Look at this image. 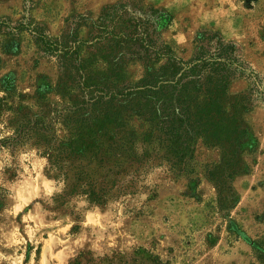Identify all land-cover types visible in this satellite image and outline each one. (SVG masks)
Returning a JSON list of instances; mask_svg holds the SVG:
<instances>
[{
  "label": "rangeland",
  "instance_id": "rangeland-1",
  "mask_svg": "<svg viewBox=\"0 0 264 264\" xmlns=\"http://www.w3.org/2000/svg\"><path fill=\"white\" fill-rule=\"evenodd\" d=\"M121 1L127 0H0V106L7 105L0 107V140H8L0 151L4 189L0 264H69L85 251L103 255L140 247L163 264H259L248 241L264 235V102L254 96L240 119L257 145L241 156L246 170L230 182L236 199L227 210L218 205L216 188L206 173L219 163L220 152L201 140L182 176L171 178L163 167L147 170L134 194L103 207L76 197L61 211L54 209L51 198L62 185L47 175L41 150L31 141L14 145L10 123L17 117L34 123L40 117L56 121L47 131L63 139L81 129L61 123L87 116L91 107L105 113L106 107L97 110L96 101L104 94L96 89L59 85L56 61L43 55L28 32L9 24L23 22L28 12L33 27L56 39L67 20L81 15L86 25L79 36L85 39L87 20H97L104 7ZM136 1L145 9L170 14L162 39L178 57H192L199 33H217L237 46L242 59L264 81V0ZM142 72L139 64L129 65L124 79L136 82ZM250 88L246 78L238 77L229 86V98L249 93ZM20 106L24 109L16 114L13 109ZM131 121L139 125L136 119Z\"/></svg>",
  "mask_w": 264,
  "mask_h": 264
},
{
  "label": "trees",
  "instance_id": "trees-1",
  "mask_svg": "<svg viewBox=\"0 0 264 264\" xmlns=\"http://www.w3.org/2000/svg\"><path fill=\"white\" fill-rule=\"evenodd\" d=\"M87 21L85 39L79 36V29L86 25L81 15L67 20L56 39L33 27L28 12L23 22L14 27L9 24L11 29L28 32L43 55L56 61L59 85L104 94L96 105L97 110L104 105L106 112L91 107L87 116L61 123L81 129L68 132L63 139L47 131L53 130V120L40 117L34 123L17 117L16 123H10L14 145L31 141L46 159L49 178L62 185L61 192L51 198L54 209L61 211L76 197L103 207L136 193L147 170L163 167L171 178L180 177L188 172L200 140L220 152L219 163L206 173L216 188L218 205L230 208L236 199L230 182L246 170L241 156L257 145L240 115L251 96L264 102L263 79L242 59L237 46L217 33H199L192 57H178L162 39L170 14L145 9L136 0L106 6L97 20ZM132 64L142 67V76L126 82L125 70ZM238 77L246 78L251 88L232 100L229 86ZM20 109L24 108L13 110L18 114ZM132 119L139 125H133ZM25 125L27 129L22 128ZM90 128V133H84ZM7 142L0 140V151ZM5 174L10 177V169ZM3 207L4 189L0 187V210ZM248 241L256 261L264 264V235ZM69 264L163 262L140 247L103 255L85 251Z\"/></svg>",
  "mask_w": 264,
  "mask_h": 264
}]
</instances>
